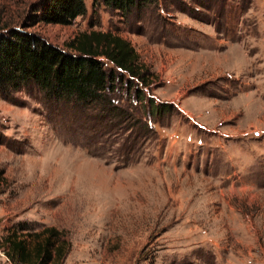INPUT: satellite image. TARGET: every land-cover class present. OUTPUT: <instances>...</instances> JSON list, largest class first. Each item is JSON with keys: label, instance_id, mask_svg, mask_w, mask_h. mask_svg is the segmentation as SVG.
Masks as SVG:
<instances>
[{"label": "rangeland", "instance_id": "1", "mask_svg": "<svg viewBox=\"0 0 264 264\" xmlns=\"http://www.w3.org/2000/svg\"><path fill=\"white\" fill-rule=\"evenodd\" d=\"M41 1L0 0V31L110 32L148 84L84 103L0 82V264L46 226L47 264H264V0H83L66 25Z\"/></svg>", "mask_w": 264, "mask_h": 264}, {"label": "trees", "instance_id": "2", "mask_svg": "<svg viewBox=\"0 0 264 264\" xmlns=\"http://www.w3.org/2000/svg\"><path fill=\"white\" fill-rule=\"evenodd\" d=\"M139 1L101 0L123 12ZM36 10L37 21L66 25L85 13V5L83 0H42ZM125 75L129 82L137 78L141 85L148 84L131 44L110 32L80 31L59 48L31 32L0 31L1 83L17 87L31 81L47 96L104 102L117 84H123ZM134 92L140 93L137 87ZM28 236L33 240L31 246L25 238H5L9 255L17 264H47L63 256L55 228L46 226Z\"/></svg>", "mask_w": 264, "mask_h": 264}]
</instances>
